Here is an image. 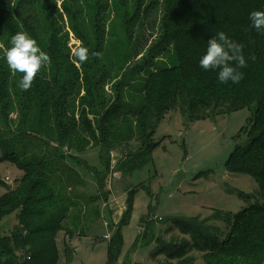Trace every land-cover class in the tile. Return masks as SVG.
Instances as JSON below:
<instances>
[{
    "label": "trees",
    "instance_id": "16d2710c",
    "mask_svg": "<svg viewBox=\"0 0 264 264\" xmlns=\"http://www.w3.org/2000/svg\"><path fill=\"white\" fill-rule=\"evenodd\" d=\"M39 1L0 0L7 48L11 36L24 31L50 57L24 91L19 86L23 74L10 72L0 55V161L14 162L24 173L17 189L0 196V256L6 264H59L58 233L64 230L71 237L75 223L85 226L103 219L101 205L111 193L112 151L139 142L128 155L132 163L118 171L137 166V153L142 163L147 161L157 125L170 110L195 120L246 106L253 111L252 136L233 153L229 168L254 177L261 201L234 214L237 231L228 237L212 234L205 224L208 218L179 221L184 237L159 240L153 257L166 258L159 264H195L198 252L207 264H264V32L252 29L249 20L252 11H264V0H118L122 12L117 20L126 43L114 40L113 34L107 38L109 0H96L91 15L84 5L64 6L62 12L50 3L38 8ZM159 5L156 42L131 69L128 62L144 49L133 38ZM67 26L89 50L83 64L70 53ZM219 31L244 45L247 67L241 69L244 78L238 84H222L216 72L199 67L207 40ZM170 48L174 55H169ZM162 52H168L164 61ZM130 88L135 94H129ZM12 111L17 119L11 121ZM89 149L99 150L102 169L83 158ZM238 161L242 165L233 167ZM87 176L99 192L90 197L84 195ZM82 195L85 203H80ZM132 209L129 196L122 219L114 223L118 246ZM13 213L17 224L4 234L1 222Z\"/></svg>",
    "mask_w": 264,
    "mask_h": 264
},
{
    "label": "rangeland",
    "instance_id": "374dc122",
    "mask_svg": "<svg viewBox=\"0 0 264 264\" xmlns=\"http://www.w3.org/2000/svg\"><path fill=\"white\" fill-rule=\"evenodd\" d=\"M95 1L40 0L37 7L41 8L50 3L52 7L57 5L63 12L64 6L80 4L84 5L85 13L91 15ZM109 1L107 38L113 34L114 40L117 42L122 40L126 43L123 27L117 20V16L122 12L120 2ZM161 16L162 7L159 5L151 17L143 19L144 26L137 29L133 41L141 42L144 49L128 62V67L131 69L138 62L139 64L143 62V55H146L156 42ZM64 17V22L67 24L65 14ZM67 32L68 48L72 55V50L82 46V43L68 26ZM6 41L9 42V36L0 29V55L2 56L7 50ZM167 53L159 54L162 61ZM169 55H174L172 48L169 50ZM136 84L134 82L133 86L137 89ZM107 90L110 92V85L107 86ZM135 91L132 88L128 90L129 94H135ZM80 94L83 96L85 90H80ZM90 118L93 116L90 115ZM9 119L16 120L17 112L12 111ZM252 123L253 111L248 106L195 120H191L187 114L179 110H170L157 125L152 139L154 146L148 160L142 163V155L139 156L137 153L134 158L137 166L130 171L124 167L118 171L119 166L132 163L127 155L117 169L109 175L108 184L115 198L119 199L120 196L127 195V199L131 196L133 201L131 219L121 228L119 246L116 245L117 240L114 238L115 220L107 215L109 207H105L104 202L101 205L103 219L94 220L85 226L80 221L75 223L76 228L71 237L70 233L64 230L58 233L59 264H159V262H165L166 258L162 254L153 257L159 240L179 241L184 237L179 221L190 220L193 217L201 218V220L208 218L209 221L205 224L212 228L210 229L212 234L218 235L219 238L228 237L235 231L233 229L234 214L261 201L258 199L261 198L260 189L254 177L229 168L233 153L250 141ZM11 126L15 129V123L11 122ZM138 145L139 142L134 140L130 146H123V149L133 154ZM144 151L145 149L142 148L138 152ZM118 152L122 153V150ZM1 153L0 146V155ZM83 158L91 166L102 169L98 149H89L83 154ZM235 165L242 164L238 161L233 164V167ZM23 174L16 163L0 161V196H5L10 190L17 189ZM86 178L88 188L84 195L98 194L95 181L89 176ZM80 197L83 201L80 203H85L83 195ZM106 221L112 228L105 226ZM149 223L152 225L148 226ZM15 224H17V216L13 213L1 222L3 233L10 234ZM83 226L87 229L84 230ZM83 232L85 234L80 235ZM194 255L196 256L195 264H207L206 257L202 254L195 252Z\"/></svg>",
    "mask_w": 264,
    "mask_h": 264
},
{
    "label": "clouds",
    "instance_id": "9594fccd",
    "mask_svg": "<svg viewBox=\"0 0 264 264\" xmlns=\"http://www.w3.org/2000/svg\"><path fill=\"white\" fill-rule=\"evenodd\" d=\"M249 20L252 29L258 33L264 32V11H252ZM10 45L4 53V60L10 72L23 74L19 86L27 91L37 74L50 63V57L24 31L11 36ZM243 50L242 43L231 39L224 31H219L207 40L206 52L199 59V67L205 71L216 72L217 79L222 84H238L244 78L241 69L247 67ZM94 55L99 59L101 54L97 52ZM72 56L83 64L89 59V50L84 46L74 48ZM0 264H6V257L0 256Z\"/></svg>",
    "mask_w": 264,
    "mask_h": 264
},
{
    "label": "crops",
    "instance_id": "0c3cea01",
    "mask_svg": "<svg viewBox=\"0 0 264 264\" xmlns=\"http://www.w3.org/2000/svg\"><path fill=\"white\" fill-rule=\"evenodd\" d=\"M118 149V150H117ZM112 151V171L116 170V168L119 166V164L124 160L127 155H130L129 151H126L122 147H119ZM122 150V153H119L118 151ZM113 197V198H112ZM127 201V195L120 196L119 199H116L113 195L112 191L110 193L109 199L107 200L105 207H109V210L107 211V215H110V217L114 218V223L118 224V222L122 219L123 214L126 210V203ZM113 215V216H112ZM107 224V222H106ZM106 226V225H105ZM109 227V226H108Z\"/></svg>",
    "mask_w": 264,
    "mask_h": 264
}]
</instances>
